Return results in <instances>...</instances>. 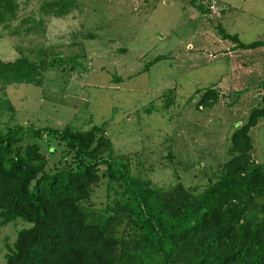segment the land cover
Instances as JSON below:
<instances>
[{
  "label": "rangeland",
  "instance_id": "374dc122",
  "mask_svg": "<svg viewBox=\"0 0 264 264\" xmlns=\"http://www.w3.org/2000/svg\"><path fill=\"white\" fill-rule=\"evenodd\" d=\"M16 1L11 28L24 16L43 22L40 37L32 31L21 44L37 43L47 63L56 62L42 83L5 86L0 128L103 126L115 152L127 154L132 169L156 186L205 184L226 159L231 133L264 93V45L217 40L220 28L242 43L263 40L264 0H216L218 16L211 5L213 13L204 15L191 0H65L68 10L57 17L40 13L45 0ZM4 41L0 57L13 58L11 41ZM232 43L238 48L226 51ZM210 86L220 99L198 106ZM249 134L253 158L264 162V118ZM28 225L17 218L0 226V264L6 243Z\"/></svg>",
  "mask_w": 264,
  "mask_h": 264
},
{
  "label": "trees",
  "instance_id": "16d2710c",
  "mask_svg": "<svg viewBox=\"0 0 264 264\" xmlns=\"http://www.w3.org/2000/svg\"><path fill=\"white\" fill-rule=\"evenodd\" d=\"M217 2L197 8L210 14L214 4L220 14ZM66 5L45 0L39 11L63 16ZM18 8L16 0H0V41L8 38L16 51L0 57V92L42 83L56 62L47 63L37 43L21 44L32 31L40 37L43 22L24 16L11 28ZM218 33L242 48L264 45ZM217 92L208 87L197 105L213 106ZM263 118L264 93L231 133L226 159L199 186H156L115 152L103 126L0 128V226L17 218L29 223L6 243L4 264H264V162L253 158L249 134Z\"/></svg>",
  "mask_w": 264,
  "mask_h": 264
},
{
  "label": "crops",
  "instance_id": "0c3cea01",
  "mask_svg": "<svg viewBox=\"0 0 264 264\" xmlns=\"http://www.w3.org/2000/svg\"><path fill=\"white\" fill-rule=\"evenodd\" d=\"M143 1H147V0H143ZM205 0H191L190 1V3L192 4V5H196V7L197 6H202V5H204L205 4V7H206V4H207V2H204ZM194 5V6H195ZM204 15H206V13H204ZM228 33V32H227ZM201 39H202V37H201ZM224 39L225 38H223V37H221L220 36V38H218L217 40L219 41V42H224ZM229 40V39H228ZM251 42V41H250ZM244 43H248V42H244ZM229 48H227V49H225L226 51L228 50L229 52H232L233 51V47L234 48H236L237 46H234L233 45V43L232 44H230L229 46H228ZM238 48V47H237ZM228 57H231V55H228ZM245 64V63H244Z\"/></svg>",
  "mask_w": 264,
  "mask_h": 264
},
{
  "label": "built area",
  "instance_id": "2783aa9c",
  "mask_svg": "<svg viewBox=\"0 0 264 264\" xmlns=\"http://www.w3.org/2000/svg\"><path fill=\"white\" fill-rule=\"evenodd\" d=\"M211 8L216 9V13H214V14L219 15L218 8H217L214 4L211 5ZM210 11H211V9H210ZM212 13H213V12H212Z\"/></svg>",
  "mask_w": 264,
  "mask_h": 264
},
{
  "label": "clouds",
  "instance_id": "9594fccd",
  "mask_svg": "<svg viewBox=\"0 0 264 264\" xmlns=\"http://www.w3.org/2000/svg\"><path fill=\"white\" fill-rule=\"evenodd\" d=\"M216 6V5H215ZM218 8V7H217ZM210 9V8H209ZM219 10V9H218ZM212 13V12H211ZM216 16H218V15H216Z\"/></svg>",
  "mask_w": 264,
  "mask_h": 264
}]
</instances>
